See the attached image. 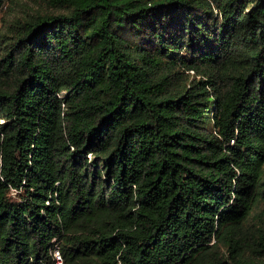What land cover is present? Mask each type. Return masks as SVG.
Listing matches in <instances>:
<instances>
[{
  "label": "trees",
  "instance_id": "1",
  "mask_svg": "<svg viewBox=\"0 0 264 264\" xmlns=\"http://www.w3.org/2000/svg\"><path fill=\"white\" fill-rule=\"evenodd\" d=\"M22 1L0 264H264V0Z\"/></svg>",
  "mask_w": 264,
  "mask_h": 264
},
{
  "label": "rangeland",
  "instance_id": "2",
  "mask_svg": "<svg viewBox=\"0 0 264 264\" xmlns=\"http://www.w3.org/2000/svg\"><path fill=\"white\" fill-rule=\"evenodd\" d=\"M25 1L26 0H23L22 3L19 2L17 4L16 3L15 4H12L11 5L12 7L9 8V11H11L12 14H7L5 16H7L10 20H13L15 16H19V15L23 14L24 7L26 5H28V4H24V3H26ZM22 4H24V5H22ZM4 14H5V12H4ZM0 18H1V14H0ZM0 25H1V23H0Z\"/></svg>",
  "mask_w": 264,
  "mask_h": 264
},
{
  "label": "built area",
  "instance_id": "3",
  "mask_svg": "<svg viewBox=\"0 0 264 264\" xmlns=\"http://www.w3.org/2000/svg\"><path fill=\"white\" fill-rule=\"evenodd\" d=\"M55 258H56V264H61L62 263V258H61V254H60L59 251L55 252Z\"/></svg>",
  "mask_w": 264,
  "mask_h": 264
}]
</instances>
